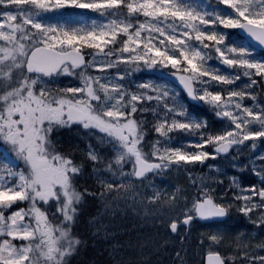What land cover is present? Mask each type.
Returning <instances> with one entry per match:
<instances>
[{"label":"snow or ice","instance_id":"obj_1","mask_svg":"<svg viewBox=\"0 0 264 264\" xmlns=\"http://www.w3.org/2000/svg\"><path fill=\"white\" fill-rule=\"evenodd\" d=\"M216 2L234 14L195 9L180 0H31L23 34L3 31L0 21L5 42L0 53L13 60L17 73L13 78L10 70L9 78L19 96L27 97L0 103V142L20 162L17 166L0 153V264H56L71 254L60 241L72 236L80 196L74 181L83 163L73 150L55 146L54 133L73 125L103 133L97 141L112 144L110 153L91 142L81 149L94 174L98 165L124 159L138 179L184 170L195 192L184 196L181 213L168 220L170 234L191 232L197 219L224 217L233 209L255 226L252 231H198L200 264H264V234L257 232L264 227V149L252 155L264 141V61L227 43L218 30L241 28L264 45V0ZM67 7L113 15L90 27L36 19L39 12ZM209 61L235 71L226 74ZM154 67L169 69L188 97L208 104L228 123L210 130L206 120L187 115L167 85L131 80L140 69ZM60 75L78 84L48 83ZM241 77L247 82L229 87ZM149 131L153 136L146 141ZM180 132L194 139L172 146ZM244 145L246 153L241 152ZM242 154L249 159L231 166L237 172L250 170L255 183L221 176L212 164L211 172L197 171L206 161L226 155L235 161ZM225 179L227 187L217 195L215 185H224Z\"/></svg>","mask_w":264,"mask_h":264},{"label":"rangeland","instance_id":"obj_2","mask_svg":"<svg viewBox=\"0 0 264 264\" xmlns=\"http://www.w3.org/2000/svg\"><path fill=\"white\" fill-rule=\"evenodd\" d=\"M180 2L188 7L199 10L219 12L222 15L234 14L231 9L217 3L216 0H180ZM17 5L20 8H13ZM30 6L31 0H27V3H24L23 0H0V21L3 22V31L14 33L16 36L23 34L24 28L26 27L24 17L29 14ZM78 9L84 12V17L78 19H64L63 16L59 14L58 10H53L39 12L36 15V19L45 24H67L90 27L93 23L99 24L101 21H105L109 16L113 15L112 11L102 15L93 10ZM31 11L34 12L35 9H31ZM116 15L124 14L116 13ZM16 21L19 22V25L14 24ZM218 30L221 31L222 28H218ZM226 42L236 47H244L230 40ZM3 46H5V42L0 40V47ZM245 48L250 51V58L264 61L262 58L258 59L255 57L253 51L249 48ZM0 57H3L0 58V71L4 69L5 62H8L7 65L11 63L14 65L11 58L3 56L2 53H0ZM17 59H19V57H17ZM213 62L218 65V67L222 66L226 70V74L231 75L235 71L227 66L219 65L216 61ZM151 71L159 73L163 71V73L172 74L169 69L163 67L151 69L142 68L138 72L132 74L131 80L136 82L150 80L157 83L147 74ZM141 72H146L148 76H142ZM0 74L3 75L2 80L9 79L10 72H0ZM246 82L247 78L241 77L240 80L236 81L235 85H230L229 87H240ZM57 84L60 86H75L78 84V81L71 76L65 75L63 81ZM129 86H134V84L130 83ZM168 88L176 92L174 89ZM212 88L213 90H219V85H212ZM12 93L13 94L9 97L15 96L16 100L27 99L26 96L20 97L19 91ZM176 100L179 102L177 96ZM197 101L200 107L206 106L208 110L212 109L208 104L200 100ZM149 107H151V105H149ZM146 115L150 116V114ZM216 118L223 123L225 122L224 118L217 116ZM72 130L75 129L73 128ZM72 130L61 129L60 131H56L57 134L54 135V144L58 149L73 150V155H75V157L87 161L81 149H85L89 142L94 146H96V144L87 136H84L86 138L83 137L86 141L83 142L77 136V132H72ZM178 134H180V137H184V139L187 140L186 134L180 132L175 134V137H177ZM88 136H90L89 133ZM152 136L153 134L149 131L145 137L146 141L151 140ZM172 143L175 145L174 139L171 140V144ZM6 147L9 149L7 145ZM6 147L1 145L0 151L10 160V155L6 151ZM111 147L112 144L110 148L101 147L100 150H107L110 153ZM144 149L145 152L151 151L150 145L147 143L144 145ZM262 149H264V141L252 152V155L258 154ZM241 152H247L246 145L241 148ZM233 154H235V152H233ZM247 159H249V157L244 154L240 155L235 161L231 160L229 157L225 165L231 173L239 177V182L241 184L255 183L257 181V177L250 170L237 172V170L231 166L233 163L238 165L243 164ZM97 167L99 168V172L94 174L90 162L82 179L77 180V183H80L79 185L81 187L79 186L77 188L80 196L75 203L79 211H77L74 230L75 233L80 236L79 241H81V245L88 244V249L91 248V246L93 248H91V250H88L86 247L84 248V253L87 251L85 256L89 257V260L87 259V264H94L93 262L96 261L105 264L107 259L103 258L113 259L112 264H137L136 262L144 264H200L202 257L198 254V250L195 247L196 233L198 231L224 229L229 232H240L252 231L255 227L242 214L237 213L235 209H233V219H230L225 225L210 227L193 226L191 232H180L177 237H172L167 230V222L170 218L177 217L181 213L185 204L184 196L186 194L190 195L195 191L192 185L190 186L187 184V179L184 175L186 173L183 169L173 168L166 175L154 173L143 181L137 182L132 175L133 167L129 164L127 159L122 160L120 163L113 160L110 164H100ZM124 169H127L126 174L123 173ZM207 171L210 172V169L208 168ZM202 172H205V170ZM87 181H90L91 185L87 184ZM161 183H170L167 188H171V184L175 187L176 200L172 199V193L169 196L165 194L167 190L164 189V187H160ZM227 183L228 181L225 179L224 185H215L217 195L223 192L224 188L227 187ZM157 187L159 191H157ZM229 192H231V189H229ZM158 194L161 195V198ZM163 195L166 196V198H164ZM224 198L228 199V196L226 195ZM123 219L129 220L131 226L123 229L124 231H118V229H115L113 223L114 221ZM257 232L259 234H264V227L257 229ZM117 236H126V239L125 241H118L117 239L112 240ZM61 241H63V238ZM104 245L105 247H102ZM177 252L180 253L179 256ZM139 256H141V258L137 259ZM61 258H57L56 263H59Z\"/></svg>","mask_w":264,"mask_h":264},{"label":"trees","instance_id":"obj_3","mask_svg":"<svg viewBox=\"0 0 264 264\" xmlns=\"http://www.w3.org/2000/svg\"><path fill=\"white\" fill-rule=\"evenodd\" d=\"M86 167L87 165L83 164V170H86ZM77 239L78 237L72 232V236L69 238V248H71L69 251L71 254L67 256L64 264H84V260L79 256V246L76 245ZM70 242L72 243L70 244Z\"/></svg>","mask_w":264,"mask_h":264},{"label":"water","instance_id":"obj_4","mask_svg":"<svg viewBox=\"0 0 264 264\" xmlns=\"http://www.w3.org/2000/svg\"><path fill=\"white\" fill-rule=\"evenodd\" d=\"M239 33L242 35V36H244V37H246L247 39H248V41L250 42V44L253 46V47H255V48H257V49H260V50H264V45H261V44H259L258 42H256L246 31H244L243 29H239ZM172 80L174 81V82H176V83H178L179 84V82H178V80L176 79V77H174V78H172Z\"/></svg>","mask_w":264,"mask_h":264},{"label":"clouds","instance_id":"obj_5","mask_svg":"<svg viewBox=\"0 0 264 264\" xmlns=\"http://www.w3.org/2000/svg\"><path fill=\"white\" fill-rule=\"evenodd\" d=\"M213 167H216L215 165H213Z\"/></svg>","mask_w":264,"mask_h":264},{"label":"bare ground","instance_id":"obj_6","mask_svg":"<svg viewBox=\"0 0 264 264\" xmlns=\"http://www.w3.org/2000/svg\"><path fill=\"white\" fill-rule=\"evenodd\" d=\"M239 221V220H238Z\"/></svg>","mask_w":264,"mask_h":264}]
</instances>
